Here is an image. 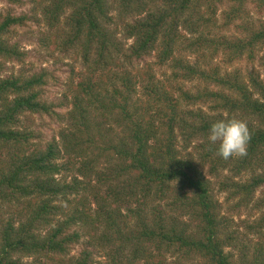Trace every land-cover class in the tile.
I'll return each mask as SVG.
<instances>
[{"label": "trees", "instance_id": "1", "mask_svg": "<svg viewBox=\"0 0 264 264\" xmlns=\"http://www.w3.org/2000/svg\"><path fill=\"white\" fill-rule=\"evenodd\" d=\"M150 2L121 0L137 11ZM223 2L163 0V5L125 24L124 38L132 39L128 46L109 27V0L44 3L45 20L64 33V48L79 46L88 70L106 69L104 76L111 82V94L104 95L107 103L100 101L101 91L94 90L90 77L83 83L82 91L93 100L84 105L81 98L73 101L69 117L82 128L61 133L65 148L83 150L82 129L88 127L91 103L99 102L120 130L116 143L108 140L103 150H112L122 160L121 170L135 175L133 184L141 190L137 206H147L151 194L159 200L170 196L173 210L189 217L185 221L165 214L159 205L144 217L127 200L126 210L138 215L137 229L127 231L122 229L127 219L120 224L118 208L105 210L106 197H99L93 214L85 197L70 211L59 203L78 193L80 181L58 177V142L33 144L34 131L22 123L27 113L55 112L54 104L42 97L47 74L41 70L1 75L8 62L26 59V51L9 34L30 16L0 13V213L7 215L0 219V264H97L91 250L73 255L70 249L80 238L73 228L98 219L107 225L104 238L118 244L113 252L120 256L130 246L127 264H264V22L251 16V10H264V0H227L219 22L216 13ZM151 53L156 65L171 70L165 83L149 66L134 72L126 66ZM186 82L196 85L187 89ZM231 119L246 122L251 139L246 156L224 160L208 135L213 123ZM204 167L211 175L229 172L219 188L238 197L239 203L254 198L259 215L247 224V231L258 238L253 260L237 262L229 251L237 237L228 229ZM129 188L117 191L132 197L135 188Z\"/></svg>", "mask_w": 264, "mask_h": 264}, {"label": "rangeland", "instance_id": "2", "mask_svg": "<svg viewBox=\"0 0 264 264\" xmlns=\"http://www.w3.org/2000/svg\"><path fill=\"white\" fill-rule=\"evenodd\" d=\"M224 1L219 4L216 13L219 22L222 21L221 12L228 5L227 0ZM45 2L46 0H21L18 3H11L8 0H0V13L11 11L16 14L26 13L30 16L25 24L15 26L9 34L10 40L16 42L21 49L26 51V59L22 63L8 62L6 71L2 72L1 75H7L10 72L24 71L30 73L41 70H44L47 74V81L41 89L42 97L54 104L55 112L52 114L27 113L22 116V123L34 131L33 144L43 146L50 140L58 142L61 149L58 160L61 169L60 174L57 176L65 181H72L74 178L80 181L78 193L69 195L67 201L62 200L59 203H65V207L69 208L70 211L81 198L85 197L93 214L100 206L99 201L101 198L106 197L105 210L113 211L118 208L120 224H122L123 218L127 219V225L122 228L124 231L137 229L138 219L135 212L126 210L130 207L126 204L127 200L133 201L130 208L133 210L140 209V214L144 217L149 215V209L153 205H159L160 208H164L165 214L189 221V217L179 216V211L173 210L169 204L171 201L170 196L159 200L151 194L147 197V206L144 204L137 206L138 203H136L135 197H141V190L138 185L133 184L135 175H128L121 170L122 160L112 150L110 152L103 150L108 140L116 143L118 138L115 137V134H119L120 130L113 122L111 114L104 112L99 102L90 105L88 127L86 130L82 129L81 144L83 150L74 152L65 148L61 133L75 131L76 129V125L72 123L73 118L69 117V112L74 109L73 101L76 97L81 98V104L84 105L88 99L93 100L92 96H87L82 91L83 83L90 77L91 83L94 84V90L101 91L100 101L107 103V96L104 95L106 91L111 94V82L104 76L107 72L106 69L98 68L93 72L88 70L83 64L79 46L64 48L62 45L64 33L62 35L58 30L59 25L49 26L45 20L43 14ZM109 2L111 5L109 27L126 46L131 43L132 39L124 38L125 24L132 22L134 18L141 17L149 9L154 10L156 9L155 6L164 4L163 0H152L148 6L137 11L133 6L134 4H130V8H126L122 5L121 0H109ZM69 11L70 8L61 16V20ZM251 16L253 19L264 22V10H251ZM243 65L244 63H238L236 66ZM126 66L132 72L149 66L155 77L164 83L171 73L168 66L159 67L156 65L155 53L135 59L132 65ZM97 84L101 88L98 89ZM194 85H196L195 82L185 83L187 89H193ZM138 92L142 94L140 87ZM87 137L91 138L90 142H88ZM188 150L194 151L192 147H189ZM203 171L212 180L213 195L221 207V214L228 218L229 231L237 237L236 241L228 248L229 251L237 262H241L244 258L246 261L248 259L253 260L255 256L254 245L257 243L258 238L255 233L247 231V224L252 223L259 215L257 209L253 207L254 198L246 203H239L238 197L233 198L229 192L219 188L220 181L224 180L226 175L229 174L227 170H221L218 175H211L207 167H204ZM129 186L135 188V195L132 197H129L128 194L121 196L118 193L117 189L121 190L124 187L128 191L130 190ZM94 195L98 197L95 198ZM256 196H258V192ZM10 209L12 208L5 207L7 211H10ZM6 216V213H0V219ZM73 229L80 233V238L78 242L72 245L71 254L76 255L81 249L87 248L93 252V258L97 264H114L113 260L119 262V264H127L130 246H123V252L120 256L116 251L113 252L118 244L104 238L103 233H107L108 230L103 220L98 219L88 223L79 222ZM168 259L171 260L174 257Z\"/></svg>", "mask_w": 264, "mask_h": 264}, {"label": "clouds", "instance_id": "3", "mask_svg": "<svg viewBox=\"0 0 264 264\" xmlns=\"http://www.w3.org/2000/svg\"><path fill=\"white\" fill-rule=\"evenodd\" d=\"M250 139L251 134L246 122L239 119L213 123L208 135L210 142L218 143L216 155L224 160L246 156Z\"/></svg>", "mask_w": 264, "mask_h": 264}]
</instances>
